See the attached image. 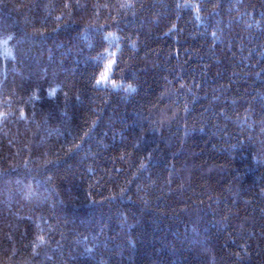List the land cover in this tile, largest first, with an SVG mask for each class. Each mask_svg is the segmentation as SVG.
<instances>
[{
	"label": "trees",
	"instance_id": "obj_1",
	"mask_svg": "<svg viewBox=\"0 0 264 264\" xmlns=\"http://www.w3.org/2000/svg\"><path fill=\"white\" fill-rule=\"evenodd\" d=\"M0 264H264V0H0Z\"/></svg>",
	"mask_w": 264,
	"mask_h": 264
},
{
	"label": "clouds",
	"instance_id": "obj_2",
	"mask_svg": "<svg viewBox=\"0 0 264 264\" xmlns=\"http://www.w3.org/2000/svg\"><path fill=\"white\" fill-rule=\"evenodd\" d=\"M104 72H105V70H102V74H103ZM103 80H104V79H101V77H100V79L96 81L97 85L101 84V83L103 82ZM98 81H99V82H98ZM127 87H128L129 89H133V91L135 90V86H134L131 82L128 83Z\"/></svg>",
	"mask_w": 264,
	"mask_h": 264
},
{
	"label": "snow or ice",
	"instance_id": "obj_3",
	"mask_svg": "<svg viewBox=\"0 0 264 264\" xmlns=\"http://www.w3.org/2000/svg\"><path fill=\"white\" fill-rule=\"evenodd\" d=\"M112 67V65H111V63H109V65L107 66V69H110ZM106 78V76H105V73H103L102 75H101V79H105ZM99 82V81H98Z\"/></svg>",
	"mask_w": 264,
	"mask_h": 264
}]
</instances>
